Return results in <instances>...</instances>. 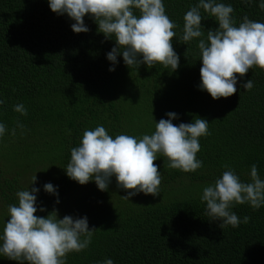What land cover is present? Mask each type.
I'll list each match as a JSON object with an SVG mask.
<instances>
[{
    "label": "trees",
    "instance_id": "1",
    "mask_svg": "<svg viewBox=\"0 0 264 264\" xmlns=\"http://www.w3.org/2000/svg\"><path fill=\"white\" fill-rule=\"evenodd\" d=\"M163 2L177 24L172 47L179 66L174 71L159 63L129 68L120 55L109 71L106 53L115 41L97 32L87 14L89 31L75 33L74 21L54 13L47 0H0V97L5 100L0 121L9 130L17 120L25 125L23 135L17 129L15 136L6 131L0 138V227L8 219V205L17 203L16 192L35 174L29 188L40 189L37 201L45 208L35 215L56 210L58 218L87 216L89 228H95L88 248L69 253L66 264H99L105 258L114 264H264V206L254 210L237 204L232 211L249 222L220 228L199 198L226 165L248 182L255 164L264 178V71L249 69L243 80L251 79L253 88L244 90L238 80L237 92L226 98L213 99L198 89L197 41H179L183 15L198 0ZM222 2L232 5L237 25L244 16L264 22L258 0ZM201 23L205 30L218 26L212 18ZM17 103L24 104L27 115L13 111ZM169 111L179 114L174 125L207 120L210 135L199 138L196 158L203 167L195 172L171 169L162 157L153 162L161 173L156 197L141 193L128 201L121 196L130 190L118 188L114 177L108 190L100 191L92 180L81 185L65 174L70 149L85 129L103 125L113 137L142 136L151 134L154 120L167 119ZM46 182L58 186V204L43 190ZM0 264L19 262L0 257Z\"/></svg>",
    "mask_w": 264,
    "mask_h": 264
},
{
    "label": "clouds",
    "instance_id": "2",
    "mask_svg": "<svg viewBox=\"0 0 264 264\" xmlns=\"http://www.w3.org/2000/svg\"><path fill=\"white\" fill-rule=\"evenodd\" d=\"M47 2L54 13L67 14L74 21L70 25L73 32L89 31L84 22L87 14L96 22L97 32L115 41L106 53V59L111 62L109 71L115 70L118 55L129 68L137 69L141 64L151 68L159 63L164 69L174 71L179 66V56L172 47L177 24L166 14L163 0ZM241 2L251 4L253 0ZM258 6L264 10V0H258ZM233 11L232 5L222 0H198L183 15L179 41L185 44L197 41L201 61L197 87L213 99L236 93L238 80L244 90H251L253 81L243 80L245 73L253 67L264 71V22L244 16L237 25ZM206 18H212L218 26L205 30L201 21ZM4 104V98L0 97V106ZM13 111L27 115L23 103L13 105ZM165 115L167 119L161 118L158 122L153 119L154 131L142 136L121 133L113 137L103 125L85 129L78 146L70 149L65 174L81 185L92 180L100 191H107L114 177L118 188L130 190L121 196L128 201L141 193L156 197L161 193V173L153 162L162 157L171 169L195 172L203 167V162L196 158L199 138L210 135L209 122L203 118L174 125L172 121L178 119L179 114L169 111ZM17 129L23 135L25 125L17 120L15 127L9 130L0 121V138L6 131L15 136ZM225 168L219 177L202 188L199 198L205 203L206 215L211 220H219L220 228H237L241 223H248L249 217L241 219L232 208L237 204H248L254 210L264 206V178L255 164L250 166L248 182L242 181L230 166ZM36 179L35 174L32 175L28 186L16 192L17 203L7 207L5 217L8 219L3 220L0 227V257L19 264L25 261L28 264H66L69 253L88 248L95 228H89L87 216L58 218L56 210L46 216L35 215L38 210L45 211L37 201L40 189L29 188ZM42 187L57 197L55 203L58 204V186L46 182ZM99 264H114V261L105 258Z\"/></svg>",
    "mask_w": 264,
    "mask_h": 264
}]
</instances>
